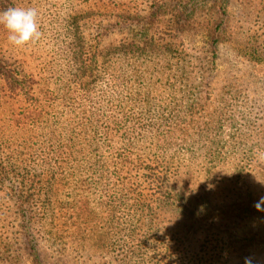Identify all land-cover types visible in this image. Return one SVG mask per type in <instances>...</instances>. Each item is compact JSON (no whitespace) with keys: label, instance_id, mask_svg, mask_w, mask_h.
<instances>
[{"label":"trees","instance_id":"obj_1","mask_svg":"<svg viewBox=\"0 0 264 264\" xmlns=\"http://www.w3.org/2000/svg\"><path fill=\"white\" fill-rule=\"evenodd\" d=\"M20 4V0H0V12ZM229 6L230 0H155L142 17L125 12L97 28L82 22L74 10L68 18L75 24L68 32L72 40L53 49L46 40L52 38L41 26V43L36 41L33 49L38 57L32 62L12 58L15 46L7 49L8 33L0 26V189L12 192L9 200L16 202L34 264H42L36 249L39 241L65 254L66 248L59 245L72 227L76 232L85 229L83 235H73L74 239L83 236L79 253L84 259L176 264L170 254L177 257L178 245L168 242L160 253L153 241L142 238L145 229L156 222H182L179 230L185 234L187 224L190 229L202 225L228 230L230 224L238 227L245 219L251 224L260 221L263 214L253 206H207L204 196L200 204L190 199V180L178 173L181 162L188 160L183 150L189 142L183 136L187 137L190 122L177 109L187 102L184 95L174 98L189 50L178 40L165 43L164 36L157 37L156 20L168 10L172 39L185 31H199L213 61L222 44L232 43L251 67L264 63V37L254 33L246 42L233 41ZM122 35L121 43H104ZM238 37L243 39L244 34ZM242 115L241 119L250 117ZM221 117L237 120L224 112L212 121L218 123ZM237 165L236 172L244 168L241 162ZM95 190L100 212L106 213L104 224L111 230L123 227L124 233L121 244L110 236L108 243L114 248L104 247L98 251L101 254L92 251L95 241L89 234ZM213 241L222 248L211 246L210 251H221L226 263L233 245H255L227 236ZM9 249L0 254L7 253L6 261ZM218 254L212 253L207 264L221 260Z\"/></svg>","mask_w":264,"mask_h":264},{"label":"rangeland","instance_id":"obj_2","mask_svg":"<svg viewBox=\"0 0 264 264\" xmlns=\"http://www.w3.org/2000/svg\"><path fill=\"white\" fill-rule=\"evenodd\" d=\"M20 1L19 7H34L38 10L40 29H42L41 26L45 27L46 37L52 38L51 41L46 40H49L51 48L56 49L61 42L67 44L72 40V33L68 32L74 31L75 24H72V20L68 18L73 16L74 10L80 14L82 22L85 21L88 24L91 22L88 26L97 28L98 25L105 26L113 22L117 14L125 12L128 15L142 17L149 12L151 2L155 0ZM164 1L172 2V0ZM78 9L81 13L77 11ZM163 12L165 15H159V19L156 20V25L159 26L157 37L164 36L165 43L178 40L184 44L182 45L184 48L189 50L186 52L189 54L187 62L181 65L183 72H179L181 75L179 81L182 84L176 87L174 98L184 95L187 102L185 107L182 105V109H177L178 114L183 113L187 122H190V131L187 137L183 136L189 142L183 150L184 158L188 160L181 162L178 173L181 178L190 180L192 188L190 199L195 204H200V198L204 196L209 200L207 206L220 204H233L236 208L253 206L261 196H264V63L251 67L244 58L239 57L237 45L235 48L232 43L222 44L217 51L218 57L215 61L211 60L205 36L199 31H192V33L185 31L172 39L171 35L175 33L172 31V24L167 22L169 11L163 10ZM228 13L229 30L233 35V41L246 42L248 36L254 33L264 37V0H230ZM210 16H212L211 13ZM209 18L206 17V19ZM240 32L244 34L243 39L238 37ZM124 38V35L114 36L104 43L107 46L108 44L116 45ZM39 42L37 41V44ZM9 45L7 49L12 50L13 45ZM34 46L35 42L23 47L15 46L12 58L16 56V58L32 62L38 57L33 50ZM224 112L236 116L237 120H226L225 117H221L218 123L212 121L214 115L219 116ZM241 113L244 115L249 113L250 117L241 119ZM191 127L194 129L191 130ZM189 149H193L194 153H190ZM243 159L248 161L242 162ZM210 161H212V169ZM240 162L244 164V168L236 172L237 164ZM182 166L185 167L181 168ZM237 175L241 178L240 180L237 179ZM215 191L217 193L210 200L211 192ZM11 194L12 192L7 189H0V254L5 249H9L10 245L9 259L5 260L7 253L0 255V264H34L32 255L34 251L31 254L29 244L25 243L21 230L23 223L16 215L18 213L16 202L9 200ZM98 196L95 190V201L91 205L92 216L89 218L93 223L92 233L89 232V234L95 241L91 248L95 254H101L98 251L104 247L114 248L109 246L110 236L119 244L124 239L123 227L114 229L116 230L114 233V230L108 227V223L104 224L106 213L100 212ZM262 214L258 223L251 224L245 219L246 223L238 227L230 224L228 230L225 228L222 229L223 231L202 225L196 229L195 227L190 229L187 224L188 229L184 228L185 234L179 230L182 222L180 225L177 222L170 225L155 221L156 223L152 224L150 229H145L142 238L145 239L146 236L153 241L156 249L163 254L160 248L166 243L178 245L177 257L170 254L172 262L176 264L210 263L212 253L221 255V251H210L211 246L222 248V245L216 244L213 240L226 238V236L232 237L233 241L249 240L255 245L247 246L248 243L243 244L244 246L233 245L227 255L230 261L226 263L225 257L221 255V260H215L216 264H245V257H251L253 264H264V212ZM82 228H79L78 232L74 227L68 228L69 231L63 234L61 245H59L61 248H66L63 255H59L54 247L39 241L36 249L41 263L113 264L108 259L81 257L79 252L84 241L80 238L83 236L74 239L73 235H83ZM101 233H103L102 236H100ZM179 235L184 236V240L180 239ZM155 240L158 241L155 242ZM191 259L192 262L188 263ZM135 264L138 263L135 262Z\"/></svg>","mask_w":264,"mask_h":264},{"label":"clouds","instance_id":"obj_3","mask_svg":"<svg viewBox=\"0 0 264 264\" xmlns=\"http://www.w3.org/2000/svg\"><path fill=\"white\" fill-rule=\"evenodd\" d=\"M38 10L34 7H9L0 12V26L7 31V40L16 47H23L40 40L42 33L38 23ZM256 211L264 212V196L253 205ZM245 264H253L251 257H245Z\"/></svg>","mask_w":264,"mask_h":264}]
</instances>
